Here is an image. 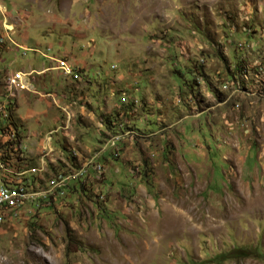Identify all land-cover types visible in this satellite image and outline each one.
<instances>
[{"label": "rangeland", "instance_id": "rangeland-1", "mask_svg": "<svg viewBox=\"0 0 264 264\" xmlns=\"http://www.w3.org/2000/svg\"><path fill=\"white\" fill-rule=\"evenodd\" d=\"M28 29V46H51L73 72L33 74L36 92L12 72L49 59L0 42V144L14 138L10 114L25 156L53 127L92 156L67 161L47 140L24 168L15 147L0 150V179L60 197L64 173L90 162L105 200L92 205V177L58 209L2 217L14 199L0 210V264H217L238 248L260 254L222 264H264V0H0V35L22 43ZM203 59L197 88L190 66Z\"/></svg>", "mask_w": 264, "mask_h": 264}, {"label": "clouds", "instance_id": "clouds-1", "mask_svg": "<svg viewBox=\"0 0 264 264\" xmlns=\"http://www.w3.org/2000/svg\"><path fill=\"white\" fill-rule=\"evenodd\" d=\"M10 26H12V25H10V24H8L7 22H4V24H3V27L5 28V29H9L10 28ZM27 33H32V34H35V33H33V32H31V30H29L28 29V31H27ZM26 34V33H25ZM41 34H44V33H41ZM9 35H11V36H9ZM14 35V33H9V32H6L5 31V33H3V34H1L0 35V42H2L3 44L5 43H7V44H9V45H11V44H16L17 46H18V48L19 49H22L23 51H28V50H30V49H33V50H35L36 52H39V53H41L45 58H48L49 59V61L44 65V67L42 68V69H40L39 71H37V70H35V69H33V70H30V71H24V70H16V71H14V72H12V75H14V77H13V79H15V78H19V79H21V80H23V81H26L29 85H30V87H32L33 88V90L34 91H38L37 90V85L34 83V80H33V82H32V78H33V74H37V73H40V72H48V71H53V70H61L62 71V73H69V72H73V69H72V66L68 63V61L67 60H65V59H62V58H59L58 56H56V55H54V54H49L48 53V51H52V48H51V46H46V48H45V50H41L38 46H28V45H30V44H27L26 43V41H29V39L27 38L28 36H26V37H23L21 34H20V37H23L22 39L23 40H21L22 41V43H18L12 36ZM236 35H237V33H236ZM236 35H234L235 37H236ZM233 36V37H234ZM7 37V38H6ZM5 38H6V40H5ZM231 39H232V37H231ZM229 40V42H228V44L229 45H231L233 48L235 47H238L237 45H236V43L237 42H242V41H236L235 39H232V40ZM237 39V38H236ZM244 43H246V42H244ZM253 42H251V44H252ZM220 46H223L224 48H225V52H229V49L225 46V45H223V44H220V43H218ZM254 46L255 45H253L252 46V49L251 50H253V48H254ZM238 49H240L241 51H248L249 49L248 48H246V47H244V48H240V47H238ZM199 64V65H201L200 66V68H196V64ZM204 63H205V60L203 59V63H201L200 61H198V60H196L195 62H194V64H192L191 66H190V71H192V73H193V76H195L194 77V81L193 82H191L192 83V85H196L197 86V88L198 87H201L202 86V84H201V82H204V80L206 81V79H207V75H206V73H205V71L202 69V66H204ZM237 63H239L242 67H243V65H242V63H241V60H239ZM237 63H234V64H232L231 62L230 63H228V64H226L225 65V67L223 68V71L225 72V73H227V75H229V73L228 72H231L232 71V74L233 73H236V72H234L235 71V68L236 67H238L237 66ZM65 64H66V66H68L69 67V69H70V71H67L65 68H64V66H65ZM193 68L194 69H196V72H194L193 71ZM202 73H204V76H205V78L206 79H204L203 80V76H202ZM222 73V71H219L218 72V74H217V76L219 75V74H221ZM216 78V77H215ZM203 80V81H202ZM218 82H220L219 83V85H221L222 86V78H218V79H216ZM47 94H50L49 92H47ZM189 98L190 99H192L193 98V94L191 95V97L189 96ZM5 119V118H4ZM7 122L5 123V126H6V129H11L13 132L11 133V135H12V137H15L16 136V132H19L20 130L18 129V127L15 129L14 128V125H13V121L10 119V118H6L5 119ZM18 129V130H17ZM58 132H59V128L58 127H53L52 129H49L48 130V132L45 134V137L43 138V140H42V143H41V146H40V148H39V150H38V155H36V154H34V155H31V154H27L26 156H25V153L22 151V149L20 148V146H19V144H20V135L18 136V137H16L15 139L14 138H12V139H10L11 141H13V140H16L17 142H18V146L16 147V145H13V147H15V151H19V156H20V159H22V165H24L23 167L24 168H31L32 166H37L38 164H36L35 165V163H33V164H28V162L26 161L27 159H29L28 157H30V156H32V159L34 160V157L35 156H39V162H40V154H41V149H42V146H43V144H44V142L45 141H47V140H50V143H51V145H52V147L54 148V155L55 156H58V157H63V158H65L67 161H70V160H79V159H82L83 157H91L92 155L91 154H89V155H84V153H82L80 150H78V148H76V147H64V145H65V143H66V141H65V139L63 138V143H62V145H61V140H62V137H60V136H58L57 134H58ZM19 134V133H18ZM8 135V138H10V134L8 133L7 134ZM63 137H65V138H68V135L67 134H64L63 135ZM9 140V141H10ZM67 140V139H66ZM8 141V142H9ZM68 141H70L69 139L67 140V142ZM53 142H54V144H55V146H56V148L53 146ZM1 145V144H0ZM59 145H61V146H59ZM1 146H4L3 148H5L6 149V143L5 144H2ZM3 148H0V150L1 151H3V152H5L8 156H10V151L9 152H6L5 151V149H3ZM67 149L69 150V151H67ZM14 150V149H13ZM13 150H11V151H13ZM74 151H76L78 154L77 155H74L73 154V152ZM90 152H92V151H90ZM25 157V158H24ZM27 158V159H26ZM63 159H61V158H59V161H62ZM95 160H96V158H95ZM58 161V162H59ZM60 164V163H59ZM53 165H57V164H51L50 166H53ZM94 165H95V163H92L91 165H90V167H89V169H88V172L90 173V176L89 177H86V175L85 176H83V177H79L78 179H73V180H71V181H69L68 183H67V185H66V187L64 188V194L65 193H68L69 191H77L78 190V188H81L82 187V184H87V185H89V182H88V180H89V178L90 177H92V184L90 185L92 188H94V187H96V193L93 195V197H91V199H92V205H95V203L96 202H99V203H97L98 205L100 204V201H104L105 200V195L102 193V189H100L101 188V186H102V179H103V177H102V174L103 173H101L100 175H99V177H95V175L98 173V169L96 168V167H94ZM49 166V167H50ZM48 172V171H47ZM46 172V173H47ZM57 173V172H56ZM55 174V173H54ZM54 174L52 175V176H50L48 179H50L51 177H53L54 176ZM63 194V195H64ZM63 195H61L60 197H57L56 199H54V202H53V204H51V205H48V206H41V207H39L38 209H36L35 208V210H34V212H36V210H40V208H43V207H50V208H53V209H58V207H57V203H59V201H60V199L63 197Z\"/></svg>", "mask_w": 264, "mask_h": 264}, {"label": "built area", "instance_id": "built-area-1", "mask_svg": "<svg viewBox=\"0 0 264 264\" xmlns=\"http://www.w3.org/2000/svg\"><path fill=\"white\" fill-rule=\"evenodd\" d=\"M250 44H247L248 48L253 46V45L249 46ZM64 68L67 71H70L69 67L66 66V64ZM237 93H243V92H238V88H237ZM90 165L91 164L89 162L83 169H86ZM83 169L75 170V176L73 179H78V175L83 172ZM73 179H66V176L64 173L63 184L60 186L59 192L62 191V189L66 187L69 180H73ZM57 197H58V193H53L51 195H34V189H32L31 195L15 194V188H13L12 185L8 183H4L0 179V203L6 201V199H20V207L15 210L9 211L6 214H3L2 217H9V215H18V216L21 215L22 205H29V212H30L31 210H33V208L37 209V207L43 206L45 204H53L54 199H56Z\"/></svg>", "mask_w": 264, "mask_h": 264}, {"label": "trees", "instance_id": "trees-1", "mask_svg": "<svg viewBox=\"0 0 264 264\" xmlns=\"http://www.w3.org/2000/svg\"><path fill=\"white\" fill-rule=\"evenodd\" d=\"M195 66H196V68L198 69V68H200L201 65H199V64L197 63ZM237 66H238V67L235 68V71H234V72H238V71H240L241 68H242V66H241L239 63H237ZM228 73H229V75H231V74H232V71H231V72H228ZM202 76H203V80L206 79L205 76H204V73H202ZM194 80H195V79H194ZM194 80H193V81H194ZM190 84H192V83H190ZM125 104H128V102H125ZM129 106H131V103L128 104V107H129ZM8 118H10L12 121H14V118H13L12 115L9 114ZM13 125H14V128H15V129L18 127V126L15 124V122H13ZM15 134H16V136L14 137V139H15L16 137L19 136L18 132H16ZM16 142H17V141H15V140H13V141L10 140L9 142L6 143V146H5L6 149L3 148L4 146H1V145H0V148H3V149H5L6 152H9V151H11V150L14 149L13 145H15ZM232 252H233V253H232ZM254 252H257L258 254H260V252H259L257 249L238 248V249H235L234 251H231V252H229V253H227V254H220L215 260L217 261V264H222V262H223L227 257H229V256H234V257H244V256L251 255V254H253ZM231 253H232V254H231ZM230 254H231V255H230Z\"/></svg>", "mask_w": 264, "mask_h": 264}, {"label": "bare ground", "instance_id": "bare-ground-1", "mask_svg": "<svg viewBox=\"0 0 264 264\" xmlns=\"http://www.w3.org/2000/svg\"><path fill=\"white\" fill-rule=\"evenodd\" d=\"M40 156H41V154H40ZM41 159V158H40ZM86 159V158H85ZM81 159H79V160H76V162L77 161H80ZM75 162V163H76ZM81 163H83L82 161L80 162V164ZM51 164H53V162H49L47 165H46V167L45 168H49V166L51 165ZM80 164H75V167H77L78 165H80ZM64 168V167H63ZM62 168V169H63ZM37 169V168H36ZM25 170H27V169H25ZM25 170H23V171H25ZM46 170V172H47V169H45ZM32 171H35V168H33V169H31V170H27V173L28 174H30V175H32L33 177L36 175V174H34V172H32ZM60 171H62V170H60ZM56 174V173H55ZM3 181V180H2ZM4 182V181H3ZM5 183V182H4ZM10 185H12V184H10ZM12 187L13 188H15V194H19L20 193V184H14V186L12 185ZM25 195H27V194H25ZM13 200L14 199H6V201H4V202H1L0 203V210L2 209V208H5V207H10V206H12V202H13ZM20 201V199L18 200V202Z\"/></svg>", "mask_w": 264, "mask_h": 264}, {"label": "crops", "instance_id": "crops-1", "mask_svg": "<svg viewBox=\"0 0 264 264\" xmlns=\"http://www.w3.org/2000/svg\"><path fill=\"white\" fill-rule=\"evenodd\" d=\"M29 34H30V33H26V34H25V33H22V36H23V37H26V36H28Z\"/></svg>", "mask_w": 264, "mask_h": 264}]
</instances>
